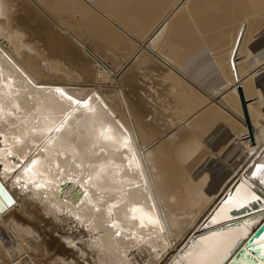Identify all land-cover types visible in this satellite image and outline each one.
<instances>
[{
	"label": "bare ground",
	"instance_id": "1",
	"mask_svg": "<svg viewBox=\"0 0 264 264\" xmlns=\"http://www.w3.org/2000/svg\"><path fill=\"white\" fill-rule=\"evenodd\" d=\"M263 77L264 0H0V264H224Z\"/></svg>",
	"mask_w": 264,
	"mask_h": 264
},
{
	"label": "water",
	"instance_id": "2",
	"mask_svg": "<svg viewBox=\"0 0 264 264\" xmlns=\"http://www.w3.org/2000/svg\"><path fill=\"white\" fill-rule=\"evenodd\" d=\"M240 105L249 134L252 128L246 106V98L240 84L237 85ZM224 264H264V217Z\"/></svg>",
	"mask_w": 264,
	"mask_h": 264
},
{
	"label": "snow or ice",
	"instance_id": "3",
	"mask_svg": "<svg viewBox=\"0 0 264 264\" xmlns=\"http://www.w3.org/2000/svg\"><path fill=\"white\" fill-rule=\"evenodd\" d=\"M69 99H71V97H69ZM4 208V204L2 202H0V211H2Z\"/></svg>",
	"mask_w": 264,
	"mask_h": 264
},
{
	"label": "rangeland",
	"instance_id": "4",
	"mask_svg": "<svg viewBox=\"0 0 264 264\" xmlns=\"http://www.w3.org/2000/svg\"><path fill=\"white\" fill-rule=\"evenodd\" d=\"M149 80H150V79H149ZM149 80H148V81H149ZM151 80H152V79H151ZM260 80H261V79H260ZM262 80H264V77L262 78ZM150 82H151L150 85H152L153 82H152V81H150ZM148 84H149V83H148ZM262 86H263V89H264V85H263V83H262ZM263 91H264V90H263Z\"/></svg>",
	"mask_w": 264,
	"mask_h": 264
},
{
	"label": "crops",
	"instance_id": "5",
	"mask_svg": "<svg viewBox=\"0 0 264 264\" xmlns=\"http://www.w3.org/2000/svg\"><path fill=\"white\" fill-rule=\"evenodd\" d=\"M67 83V82H66ZM69 84V86H71V85H75V84H72V83H68ZM75 86H78V85H75ZM79 86H81V85H79Z\"/></svg>",
	"mask_w": 264,
	"mask_h": 264
}]
</instances>
